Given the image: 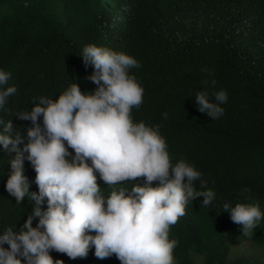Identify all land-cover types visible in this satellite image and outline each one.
<instances>
[{"label": "trees", "instance_id": "16d2710c", "mask_svg": "<svg viewBox=\"0 0 264 264\" xmlns=\"http://www.w3.org/2000/svg\"><path fill=\"white\" fill-rule=\"evenodd\" d=\"M89 43L138 60L141 66L129 71L144 91L133 120L159 125L171 162L193 164L216 193L207 207H201L202 196L189 201L170 226V239L178 241L176 264H194L193 253L204 264H253L229 259L227 233L264 250V219L244 236L223 205L259 203L264 211V0H0V69L16 87L6 111L0 109V130L11 119L26 136L31 122L13 113L29 110L41 95L58 97L76 79L82 91L94 89L86 79L92 66L85 68L77 54ZM205 88L227 92L217 119L200 112L189 95ZM14 156L0 150V231L13 215L31 211L5 188ZM24 168L31 188L37 173L27 159ZM97 182L107 196L111 188L99 176ZM123 183L114 187L135 182ZM94 251L71 263L64 253L51 254L66 264H121L114 254L99 259Z\"/></svg>", "mask_w": 264, "mask_h": 264}, {"label": "clouds", "instance_id": "9594fccd", "mask_svg": "<svg viewBox=\"0 0 264 264\" xmlns=\"http://www.w3.org/2000/svg\"><path fill=\"white\" fill-rule=\"evenodd\" d=\"M77 54L85 68L92 66L86 79L94 89L82 91L76 79L56 98H34L29 110L13 113L31 122L25 126L26 136L11 119L2 121L0 150L15 152L5 188L31 211L13 215L9 227L0 231V264H66L85 258L92 247L97 258L114 254L121 264H174L178 241L170 239V226L185 214L189 201L202 196L201 207H207L216 193L193 164L185 159L171 162L159 125L133 120L132 108H139L144 91L129 71L141 66L138 60L95 43ZM9 78L0 69L3 110L16 92L14 85H7ZM189 95L211 120L223 115L225 90L205 88ZM162 115L167 119V112ZM25 159L37 173L31 188ZM98 176L111 188L107 196ZM140 177L143 183L137 181ZM123 181L135 183L114 187ZM223 211L244 236L264 219L259 203H225ZM52 250L69 258L54 259Z\"/></svg>", "mask_w": 264, "mask_h": 264}, {"label": "rangeland", "instance_id": "374dc122", "mask_svg": "<svg viewBox=\"0 0 264 264\" xmlns=\"http://www.w3.org/2000/svg\"><path fill=\"white\" fill-rule=\"evenodd\" d=\"M228 244L230 246L229 259L234 261L241 258L243 261H248L253 264H261L264 262V250L261 246L255 245L238 236H234L230 231L227 233ZM194 264H204L203 256L193 253ZM174 264H176L174 260Z\"/></svg>", "mask_w": 264, "mask_h": 264}]
</instances>
